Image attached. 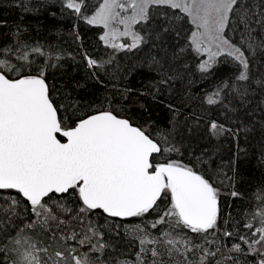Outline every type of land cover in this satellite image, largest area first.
<instances>
[{
	"label": "trees",
	"instance_id": "1",
	"mask_svg": "<svg viewBox=\"0 0 264 264\" xmlns=\"http://www.w3.org/2000/svg\"><path fill=\"white\" fill-rule=\"evenodd\" d=\"M101 1L83 0L82 15L77 16L64 7V0H0V47H15L18 42L28 45L31 63L24 68V74L35 75L44 70L55 104L71 105L67 112L61 109L62 117L73 112L84 115L111 110L145 129L153 138L158 139L159 133L164 132L168 146L178 151L157 155L155 159L179 161L209 179L219 190L220 216L215 234L214 230L196 234L186 228L170 229L167 224L151 228L150 222L170 206V197L158 201L159 208L144 217H109L96 210L88 218L103 233V241L109 247L103 255L92 254L93 258L99 256L106 264H116L118 260L136 264L140 252L137 237L145 234L138 231L140 226L152 237L159 238L167 230L173 237L202 246L184 252L178 245L180 251L170 255L164 245H158V257H153L151 251L141 254L145 264H153L154 260L162 264H200L205 249L216 253L208 256L205 264H257L261 256L248 253V245L239 236L252 238L244 224L251 219V213L264 207L255 195L264 192V46L260 44L264 41V26L255 23L264 13V0H241L253 14L250 27L254 31L250 36L233 13L224 29L226 39L240 47L249 61L248 81L236 79L242 68L228 55L229 51L218 54L207 72L200 71L203 61L190 42L191 23L178 9L158 7L160 14L147 20L149 33L137 48L105 45L100 40L103 28L88 24L83 18ZM34 47H39L43 55L31 53ZM86 56L103 66L90 68ZM161 80L167 82L160 83ZM217 91L219 102L209 105L206 97ZM212 122L226 130L214 135L210 129ZM233 191L239 195L233 197ZM3 195L15 193L8 190ZM61 199L78 210L77 197L66 195ZM17 211L22 215L15 218L7 233L0 232V246L7 243L8 237L15 236L17 229L36 219L30 206L27 212L23 207ZM253 224L260 226L259 220ZM73 227L82 231L76 222ZM225 230L235 235L225 237ZM54 231L52 228L44 232L37 225L25 229L23 234L30 236L37 248L50 246V252L64 251L65 245L82 252L88 250L76 241H61L58 236L54 239ZM234 243L241 244L243 251H229ZM36 254L41 261L48 260L43 252ZM14 259L16 254L9 253V264ZM0 261H4L2 253Z\"/></svg>",
	"mask_w": 264,
	"mask_h": 264
},
{
	"label": "snow or ice",
	"instance_id": "2",
	"mask_svg": "<svg viewBox=\"0 0 264 264\" xmlns=\"http://www.w3.org/2000/svg\"><path fill=\"white\" fill-rule=\"evenodd\" d=\"M82 5L83 0H64V7L77 16L82 15ZM150 5L179 9L202 30L192 33L196 52L201 51L205 38L217 48L227 45L228 55L242 68L236 79L249 80V61L244 51L223 36L230 13L239 17L249 36L254 31L250 27L253 14L241 0H103L92 16L83 18L88 24H103L106 31L100 40L105 45L133 49L144 43V37L130 31V25L147 21ZM128 9H132V14L122 15ZM114 22L123 24L125 30L119 32L113 28ZM255 23L264 26V13ZM118 35L131 36L132 43H112ZM260 44L264 46V41ZM248 47L252 48V44ZM27 49L28 45L23 42L15 47H0V232L7 233L8 228L14 226L15 218L22 215L18 207L27 212L30 206L36 219L17 229L16 235L8 237L7 243L0 246V253L4 255L0 264H9V253L16 254L10 264H106L99 256L95 259L92 256L94 253L103 255L109 245L88 218L89 214L101 210L109 217H144L156 211L158 201L167 197H170V206L150 222L151 228L167 224L170 229L186 228L196 234H207L209 230H214L215 234L219 230V190L213 183L179 161L155 159L157 155L178 151L168 146L164 132L159 133L158 139L153 138L145 129L111 110L84 115L73 112L62 117L61 109L67 112L71 105L55 104L44 70L35 75L24 74V68L31 63ZM204 50L211 53L210 47ZM31 53L43 55L39 47L31 48ZM214 55L211 53L208 60L200 63V71L207 72L211 68ZM85 58L90 68L103 66L90 57ZM219 96V91L214 92L206 97V102L214 105L219 102ZM210 129L214 135L226 130L216 122H212ZM8 190L15 195H3ZM66 195L78 198V210L62 202L61 198ZM231 195L237 197L239 193L233 191ZM255 195L264 203V192L258 191ZM255 220H259V227L254 226ZM74 222L82 231L73 227ZM37 225L44 232L55 228L54 239L58 236L61 241H76L88 250L82 252L67 245L64 251L50 252V246L37 248L31 237L23 234L25 229H34ZM244 228L250 230L252 238L240 235V241L248 245V253H259L261 259L257 264H264V207L251 213ZM68 229L71 231L67 232ZM137 229L145 234L137 237L140 252L136 264H145L141 254L148 251L158 257L161 254L158 245H164L170 255L180 251L178 245L184 252L202 247L193 246L188 239L173 237L171 231L166 230L157 238L140 226ZM223 235L230 238L235 233L225 230ZM148 245H152L151 249ZM229 251L242 252L243 249L241 244L234 243ZM38 252H43L48 260L41 261ZM215 254L205 249L200 264H205L207 257ZM116 264L129 262L118 260ZM153 264L162 262L154 260Z\"/></svg>",
	"mask_w": 264,
	"mask_h": 264
},
{
	"label": "rangeland",
	"instance_id": "3",
	"mask_svg": "<svg viewBox=\"0 0 264 264\" xmlns=\"http://www.w3.org/2000/svg\"><path fill=\"white\" fill-rule=\"evenodd\" d=\"M101 3H103V0L100 2V4ZM99 5L93 11H91L90 13H87L86 16H92L95 13V11L99 8ZM158 7L160 8V7H164V6H155V5H150L149 6V9H148V19L151 16L153 17L154 15L160 14V11H159V8ZM168 8H170V7H168ZM131 14H132V9H128V11L126 13H122V15H129V16ZM184 15L188 18V20L191 23L190 42L192 44V39H193L192 33L193 32H198V31H202V30H198L197 27H196V25L191 22V20L189 19V17L186 14H184ZM146 22L147 21H140L137 24L130 25V31H134V32L138 33L139 35L143 36L144 39H145L146 38L145 36H147L148 33H149L148 32V30H149V24L146 23ZM94 25H99V26H101L103 28L102 35L105 33L106 29L103 27V24H94ZM112 27L115 28V29H117L119 32H123L125 30L123 24H119V23H115V22L113 23ZM223 36L225 37L224 33H223ZM111 42L112 43H115L117 45H119V44H126L127 45V44H131L132 43V40H131V36H121V35H118L116 37V39L114 41H111ZM201 43H202V47H201V51L199 52V54L202 56V61L208 60L210 54L211 53H215V55L213 56V60L210 62L211 64L213 63L214 59L218 56V54H220L222 52H228V51H230V49L228 48L227 45H224L221 48H217L216 45H215V43H211L210 44L209 41L206 38L203 39ZM207 47H210L211 48V53H209V52H207V51L204 50Z\"/></svg>",
	"mask_w": 264,
	"mask_h": 264
},
{
	"label": "water",
	"instance_id": "4",
	"mask_svg": "<svg viewBox=\"0 0 264 264\" xmlns=\"http://www.w3.org/2000/svg\"><path fill=\"white\" fill-rule=\"evenodd\" d=\"M119 117H121V116H119ZM121 118H125V117H121ZM134 125V124H133ZM134 126H136V125H134ZM120 218V217H119Z\"/></svg>",
	"mask_w": 264,
	"mask_h": 264
}]
</instances>
